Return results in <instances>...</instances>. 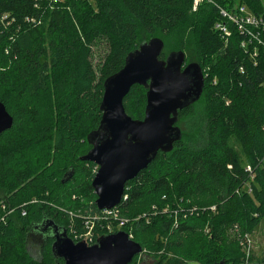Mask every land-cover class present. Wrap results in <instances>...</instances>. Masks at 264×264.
Instances as JSON below:
<instances>
[{
    "label": "trees",
    "instance_id": "obj_1",
    "mask_svg": "<svg viewBox=\"0 0 264 264\" xmlns=\"http://www.w3.org/2000/svg\"><path fill=\"white\" fill-rule=\"evenodd\" d=\"M238 6L264 17V0H211L195 12L192 0H0V102L13 119L0 135V264H56L50 238L41 240L39 260L30 254L32 226L49 219L77 241L83 221L99 213L91 187L97 168L79 158L101 119L103 83L156 36L179 37L174 50L201 67L203 93L179 112L190 139L182 133L171 152L126 183L117 210L149 213L142 229L164 264H227L218 256L185 263L176 253L192 238L239 245L264 217V53L252 58L233 26L227 44L214 30L219 8ZM50 93L52 103L43 101ZM145 95L136 85L123 100L134 120L143 119ZM105 225L96 223L95 239Z\"/></svg>",
    "mask_w": 264,
    "mask_h": 264
},
{
    "label": "water",
    "instance_id": "obj_2",
    "mask_svg": "<svg viewBox=\"0 0 264 264\" xmlns=\"http://www.w3.org/2000/svg\"><path fill=\"white\" fill-rule=\"evenodd\" d=\"M163 49L164 42L157 37L141 42L127 54L122 69L103 83L101 119L98 128L86 137L90 149L79 158L98 167L91 187L99 211L118 206L126 183L145 170L158 153L173 150L182 139L177 126L179 112L202 96L201 67L195 62L186 64L181 50L170 52L162 60ZM136 85L146 90L142 120L132 119L123 106V100ZM12 124V117L0 102V135ZM69 177L65 174L62 182ZM41 228L50 229L51 254L56 264H130L144 252L124 231L102 235L89 246L82 241L75 243L52 220H42Z\"/></svg>",
    "mask_w": 264,
    "mask_h": 264
},
{
    "label": "rangeland",
    "instance_id": "obj_3",
    "mask_svg": "<svg viewBox=\"0 0 264 264\" xmlns=\"http://www.w3.org/2000/svg\"><path fill=\"white\" fill-rule=\"evenodd\" d=\"M87 1L90 4H93V0H87ZM54 3L59 5L57 1H55ZM52 8H54V6H52ZM202 36L204 37L205 34ZM157 38H160L164 42L163 53L165 54V56H167L170 52L175 51L174 44L178 41L177 39H179V37L174 38V41L172 40L170 41V39L161 36H158ZM103 51H104L103 46L94 49L95 62L100 56H102ZM52 97L53 94L50 93V95L45 96L42 100L44 101V99H46L49 103H52ZM9 100L10 97H8V101ZM131 112L132 114L135 115L137 113V110H134L132 108ZM45 115L46 117L50 116L48 111L45 113ZM181 131L183 133L184 140L186 141L189 140L190 135H188V133L185 132L186 129L184 128V126L183 129H181ZM153 215L155 216L157 214L153 213ZM148 216L149 213H140L137 216H132V217H128L125 215L122 216L123 219H126L128 221V228L126 232H128L129 236L131 237V240L135 241L138 244L140 243L144 250L143 254L139 256L137 260L138 261L137 264H158L160 261V259L156 257V254L154 253L156 252L154 251L155 246L152 245V242H150V238L152 234L149 231L142 229L144 222L141 218L143 217V219L146 220ZM149 223H150L149 221H146V224ZM115 231H119V228H115ZM37 239L38 238L35 236L29 237L27 248L30 254L35 259L39 260L41 258L39 252L41 241L38 242ZM176 256L180 258H184L185 263L200 258L201 260L203 258L206 260L210 256H218L225 258L228 260L227 264H248L250 263V258L252 256L254 257V259L259 261L264 257V217L259 222L254 233L249 236V245L216 244L215 246H209L207 245V243L204 242V239L202 238H192L189 240V248L184 252L176 253ZM142 259H144V261ZM160 264H164V260L163 261L161 260Z\"/></svg>",
    "mask_w": 264,
    "mask_h": 264
},
{
    "label": "built area",
    "instance_id": "obj_4",
    "mask_svg": "<svg viewBox=\"0 0 264 264\" xmlns=\"http://www.w3.org/2000/svg\"><path fill=\"white\" fill-rule=\"evenodd\" d=\"M203 3H211V0H192V12H195L198 6ZM219 15L223 22L220 21L215 23L214 30L219 34L221 40L225 44H227L231 36V30L229 26H233L238 34L242 36V41L240 43L241 48L249 50V47H251L250 56L252 58L257 57L259 50H262L264 53L263 16H256L245 6H238L233 11L219 8ZM240 71L243 72L241 67ZM262 162L264 164V158L262 159ZM245 171L248 172L252 177L253 172L250 166H247ZM122 199H125L124 196L122 197ZM209 209L211 211H215V207H211ZM25 214V211H22V216H24ZM103 220L106 221V225L102 227V229L105 231V234L118 232L115 231V228H119V231H124V229L128 225V221L122 218L121 214L117 210V206L110 210H101L98 214L86 218L83 221L84 233L79 236H75L77 240L76 242L82 241L89 246L93 245L99 238L97 237V239H95L96 235L94 232V228L97 222ZM126 233L128 234V232ZM128 237L131 239L129 234ZM240 244L249 245V235H245Z\"/></svg>",
    "mask_w": 264,
    "mask_h": 264
},
{
    "label": "flooded vegetation",
    "instance_id": "obj_5",
    "mask_svg": "<svg viewBox=\"0 0 264 264\" xmlns=\"http://www.w3.org/2000/svg\"><path fill=\"white\" fill-rule=\"evenodd\" d=\"M166 57V56H165ZM160 59H162V58H160ZM163 59H165V58H163ZM162 59V60H163ZM185 63L186 64H188L189 62H186V57H185ZM138 86V85H137ZM141 87V86H140ZM143 88V87H142ZM144 89V88H143ZM145 90V89H144ZM145 92H146V90H145ZM145 100H146V98H145ZM143 117H144V114H143ZM178 126V125H177ZM179 127V126H178ZM90 149V148H89ZM96 168H97V170H98V167L96 166V165H94ZM97 172V171H96ZM41 224H42V221L40 222V223H36V224H34V225H37V226H35L34 228H33V226H32V229H31V232H30V235H29V237H33V236H35V237H37L38 239V242H40L42 239H44V238H49L50 237V229H48V230H43V228H41ZM69 237V236H68ZM74 242L75 243H77L75 240H74ZM53 243V242H52ZM40 244V243H39ZM139 258V257H138ZM143 261H144V259H142ZM61 263H62V261H60Z\"/></svg>",
    "mask_w": 264,
    "mask_h": 264
}]
</instances>
